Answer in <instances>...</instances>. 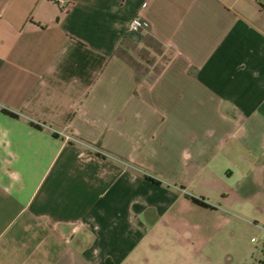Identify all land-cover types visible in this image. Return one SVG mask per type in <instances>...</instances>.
I'll use <instances>...</instances> for the list:
<instances>
[{
  "label": "crops",
  "instance_id": "1",
  "mask_svg": "<svg viewBox=\"0 0 264 264\" xmlns=\"http://www.w3.org/2000/svg\"><path fill=\"white\" fill-rule=\"evenodd\" d=\"M66 2L0 0V264H264V0Z\"/></svg>",
  "mask_w": 264,
  "mask_h": 264
},
{
  "label": "built area",
  "instance_id": "2",
  "mask_svg": "<svg viewBox=\"0 0 264 264\" xmlns=\"http://www.w3.org/2000/svg\"><path fill=\"white\" fill-rule=\"evenodd\" d=\"M53 1L56 2L61 9H65L66 6H67L66 0H53ZM147 26H148V23L145 20H143V19H141L139 17H133V18L130 19L127 27H128L129 31H136L139 28L147 27ZM57 134L62 136V138L65 141H69V142H73V143L82 145L86 149L91 150L92 152L97 153V154H105L104 152H102L96 146H93V145L87 144L85 142H82L81 140L77 139L74 136H71L69 134H64L62 132H57Z\"/></svg>",
  "mask_w": 264,
  "mask_h": 264
},
{
  "label": "trees",
  "instance_id": "3",
  "mask_svg": "<svg viewBox=\"0 0 264 264\" xmlns=\"http://www.w3.org/2000/svg\"><path fill=\"white\" fill-rule=\"evenodd\" d=\"M192 200L198 204L205 205L201 200L192 198Z\"/></svg>",
  "mask_w": 264,
  "mask_h": 264
},
{
  "label": "rangeland",
  "instance_id": "4",
  "mask_svg": "<svg viewBox=\"0 0 264 264\" xmlns=\"http://www.w3.org/2000/svg\"><path fill=\"white\" fill-rule=\"evenodd\" d=\"M256 237L254 236V239H255Z\"/></svg>",
  "mask_w": 264,
  "mask_h": 264
}]
</instances>
